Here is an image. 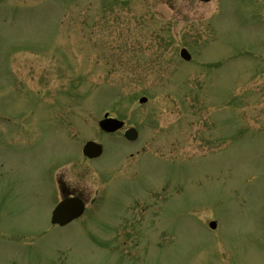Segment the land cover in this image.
I'll list each match as a JSON object with an SVG mask.
<instances>
[{
    "label": "rangeland",
    "instance_id": "rangeland-1",
    "mask_svg": "<svg viewBox=\"0 0 264 264\" xmlns=\"http://www.w3.org/2000/svg\"><path fill=\"white\" fill-rule=\"evenodd\" d=\"M0 264H264V0H0Z\"/></svg>",
    "mask_w": 264,
    "mask_h": 264
},
{
    "label": "flooded vegetation",
    "instance_id": "flooded-vegetation-1",
    "mask_svg": "<svg viewBox=\"0 0 264 264\" xmlns=\"http://www.w3.org/2000/svg\"><path fill=\"white\" fill-rule=\"evenodd\" d=\"M58 167L55 170H52V178H54V183L57 184L60 198L62 197H67V196H78L82 199L85 200L86 204L88 205V198L86 195V189L81 188L79 182H73L70 181V177L68 174L66 175L65 170L63 169L65 165H59V166H54ZM59 170H61V173L59 174ZM55 173L57 175L54 177ZM55 184V185H56ZM57 187H56V194H57ZM135 230V229H134ZM111 232H117V233H112L108 234V242L115 247L117 252L123 253L125 256H135V253L139 251V247L141 245V234L139 233L140 230H135V231H128L127 228L122 227V228H111ZM114 234V235H113ZM144 239V236H143ZM142 239V241H143Z\"/></svg>",
    "mask_w": 264,
    "mask_h": 264
},
{
    "label": "water",
    "instance_id": "water-1",
    "mask_svg": "<svg viewBox=\"0 0 264 264\" xmlns=\"http://www.w3.org/2000/svg\"><path fill=\"white\" fill-rule=\"evenodd\" d=\"M207 1V0H206ZM181 55L186 59L190 58L189 52L184 48L181 50ZM141 102L146 101V97L140 99ZM101 126L107 131H114L123 125V121L116 118H108L106 116L100 122ZM125 135L129 139H134L137 136V130L135 128H130L125 132ZM84 153L88 156H97L102 152V146L94 141H88L84 146ZM84 205L82 200L78 199H65L61 204H59L53 212V222L59 224H65L72 220L73 218L79 216L83 211ZM211 225L214 226V223Z\"/></svg>",
    "mask_w": 264,
    "mask_h": 264
}]
</instances>
